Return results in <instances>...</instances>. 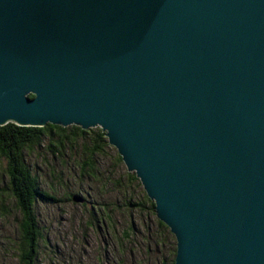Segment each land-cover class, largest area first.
I'll return each instance as SVG.
<instances>
[{"label":"water","instance_id":"1","mask_svg":"<svg viewBox=\"0 0 264 264\" xmlns=\"http://www.w3.org/2000/svg\"><path fill=\"white\" fill-rule=\"evenodd\" d=\"M8 124L100 128L175 264H264V0H0Z\"/></svg>","mask_w":264,"mask_h":264},{"label":"rangeland","instance_id":"2","mask_svg":"<svg viewBox=\"0 0 264 264\" xmlns=\"http://www.w3.org/2000/svg\"><path fill=\"white\" fill-rule=\"evenodd\" d=\"M98 129L87 137H95ZM43 142L44 147L50 145L49 135ZM105 150V156L94 158L95 174L105 177L102 182L82 176L78 163L86 154L80 149H63L65 157L53 166L48 164L54 161L53 155H48L45 148L36 152L39 157L26 155V163L39 177L42 189L59 201L38 202L35 207L42 232L36 264H172L175 260L176 239L160 227L155 209L143 212L124 206L144 203L146 193L138 178L128 184L130 175H136L129 173L124 163H117V150L112 146ZM6 169V162L0 158V264H19L15 245L23 235L24 214L10 195ZM75 198L83 202L76 203ZM104 206L115 211L111 222L105 217ZM97 210L96 215L107 224L92 225V213ZM130 227L133 235L126 236Z\"/></svg>","mask_w":264,"mask_h":264},{"label":"trees","instance_id":"3","mask_svg":"<svg viewBox=\"0 0 264 264\" xmlns=\"http://www.w3.org/2000/svg\"><path fill=\"white\" fill-rule=\"evenodd\" d=\"M98 130L100 131L96 132V136L91 138L87 137V135L90 131L92 132L93 129L84 131L75 126L63 128L48 124L45 128H31L8 124L4 127H0V158L6 162L7 169L5 173L6 176L9 177L8 186L10 195L15 199L17 205L24 214L23 235L20 243L15 245V252L19 264H36L37 262V247L42 238L41 227L39 228L35 215L37 203L42 202L44 204H51L59 202L56 197H53L49 192L42 189L39 177L32 174L26 163V155L30 157L37 155L39 157L40 154H36V152L45 148L48 155H50V152L53 155L54 161L48 163L53 166V162L56 160L62 161V158L65 157L62 153L63 149L67 147L72 150L80 149L86 154L85 158H80L81 161L78 163V165L80 164V170L83 172L82 176L88 175L91 179L97 180V182L105 181L104 176L99 178V176L97 177L95 174L96 163L94 158L96 155L105 156V154L108 153H106L105 149L109 148L110 144L106 134L100 128ZM48 135L51 142L50 145L44 147L43 141ZM80 142L83 143L79 145ZM116 156L117 163L122 164L123 161L118 152ZM43 160L44 158L41 159V161ZM134 181H137V177L130 175L128 184H133ZM119 183L120 182H118V184ZM125 193L129 194L128 190H126ZM145 199L146 201L144 203H125L124 206L129 209L133 207L135 210H142L143 212L151 208L155 209V204L148 198L147 194H145ZM68 201H70V198H68ZM104 210L105 217L111 222L112 215L115 212L114 209H110L109 206H104ZM97 213L98 210L92 213V225H102L103 222L107 224L105 220H102L96 215ZM158 223L160 227L170 231L161 221L158 220ZM131 230V227L126 230V236H129V233L133 235ZM159 242L160 241H158V243ZM172 264H175V260Z\"/></svg>","mask_w":264,"mask_h":264},{"label":"bare ground","instance_id":"4","mask_svg":"<svg viewBox=\"0 0 264 264\" xmlns=\"http://www.w3.org/2000/svg\"><path fill=\"white\" fill-rule=\"evenodd\" d=\"M74 125H72V126H68V127H73ZM68 127H63V128H68ZM75 127H77V126H75ZM79 128H81V127H79ZM82 129V128H81ZM83 130V129H82ZM89 130H92V129H88V130H84V131H89ZM141 182V181H140ZM176 256H177V252H176ZM175 260H176V258H175Z\"/></svg>","mask_w":264,"mask_h":264}]
</instances>
